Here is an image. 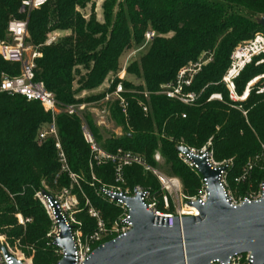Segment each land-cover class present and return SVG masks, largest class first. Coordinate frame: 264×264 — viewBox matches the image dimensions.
<instances>
[{"label": "trees", "instance_id": "1", "mask_svg": "<svg viewBox=\"0 0 264 264\" xmlns=\"http://www.w3.org/2000/svg\"><path fill=\"white\" fill-rule=\"evenodd\" d=\"M20 1L0 0V38L10 17H24L19 12ZM90 1L46 0L29 11L27 41L40 52L34 60V79L41 80L60 103L99 98L101 94L76 98L72 88L76 75L78 89L94 88L108 72L118 69L119 56L139 44L146 29L161 35L170 33L154 36L138 62L126 67L144 80L149 92L148 113L137 104V100L145 102L138 91L141 86L137 85L132 92L123 93L128 102L126 119L115 104L110 109L111 119L123 130L121 135L103 136L85 114L87 125L107 152L127 150L156 166L153 154L157 151L162 159L161 168L180 179L187 195L196 193L199 175L177 157V147L199 148L210 139L215 159L232 157V165L227 169L231 183L246 158L259 152L260 145L264 146V91L256 94L253 86L244 100L235 102L245 110L243 115L229 106L233 101L220 78L232 48L255 31H264L255 21V17L264 16V0H102L101 20L96 19L92 8L86 17L79 11ZM50 31L68 33L46 45L44 40ZM201 52L210 54L211 60L201 65L184 87L198 94L194 104L185 105L155 93L160 84L174 79L179 67L195 61ZM17 71V63L0 57V76H11ZM263 72L264 61L246 64L233 79L235 93L240 95L246 82ZM117 81L114 78L112 87ZM123 85L131 87L128 82ZM213 92L220 93V100H206ZM48 120V112L37 101L0 93V234L9 245L17 239L23 251L25 246L31 247L32 264H53L57 259L52 252L55 247L47 244L45 238L48 218L33 193L41 181L50 190L68 184L66 177L58 173L60 164L53 141L47 138L37 142L35 138L39 125ZM55 123L68 169L85 179L80 182L84 195L109 225L120 210L108 202L99 187L114 184L113 165L93 164L91 171L96 182L91 185L89 147L82 137L79 118L60 112L55 115ZM258 164L251 176L252 183L264 174V160ZM121 182L122 188L129 190L135 185L158 189L156 179L136 164L122 168ZM16 213L31 218L24 229L16 223ZM75 217L81 223L82 233L94 229L93 219L83 210Z\"/></svg>", "mask_w": 264, "mask_h": 264}, {"label": "built area", "instance_id": "2", "mask_svg": "<svg viewBox=\"0 0 264 264\" xmlns=\"http://www.w3.org/2000/svg\"><path fill=\"white\" fill-rule=\"evenodd\" d=\"M46 0H21L19 5V12L24 13L23 18L10 17L6 22L5 34L0 38V57L10 63L18 64V71L14 75L1 74L0 76V93H5L8 95H20L26 101H37L41 108L50 113L51 120L46 124L44 129L38 130L36 134V139L38 141L44 140L47 135L55 134V123L53 120L54 111L58 107L64 106L67 113L71 114L74 109L71 105H62L54 96V94L45 88L41 80L34 79V60L40 56V52L37 47H32L27 41V16L31 9L38 8ZM145 42L154 36L152 30H146L144 32ZM53 36L47 39L44 44L50 43L53 40ZM259 56L254 59V57ZM228 65L225 68L221 81L227 88L229 92V97L234 96V77L241 71V69L249 63L259 64L264 61V31H255L248 39L236 44L229 53ZM191 75L189 74V68L186 66H181L177 69L174 79L172 81L163 83L160 85V89L156 93L164 95L166 98L176 100L185 105H192L197 93L193 91L184 90L185 86H188L191 81ZM264 79V72L255 75L250 78L245 86L244 90L240 96L241 99L245 98L249 90L254 86L255 83ZM264 91V83L257 87V92ZM122 92L121 83L117 82L113 88V94L119 99L120 93ZM215 95H210L206 100H210ZM141 110L145 113L146 106L139 102ZM125 111V107H122ZM182 116H184L182 114ZM82 135L84 141L88 144V147L92 150H98L96 143L92 139L88 129L82 126ZM55 146H58L55 143ZM183 146V145H180ZM186 147L187 151L177 150V157L188 166L190 169L195 170V163L192 161L190 155L204 156L206 163L210 168H218V184L222 188L225 194V200L230 205H238L242 202L256 201L261 198L264 192V181L259 184V188L254 194H245L242 197H233L225 188V174L226 170L230 165V161L217 162L212 157V151L210 148V142L202 146L199 149H194L192 147ZM58 160L63 158L62 153H57ZM98 158L99 155H96ZM155 160L159 158L157 154L154 155ZM99 161L107 160L113 165L114 177L117 180H122V168L126 165L136 164L142 167L143 170H149L155 176L159 182V189L165 190L167 192H172L175 195L176 205L173 210H167V199L165 196L162 197V206L165 208L161 209L158 207V201L155 198L154 192L148 188L134 186L132 190L127 188L122 189L119 186L113 187H99V192L106 197L108 202L113 203L120 209V214L117 217L114 226L110 229H106L104 223L100 219H96V225L93 231L82 236L78 230L75 229L72 224V219L65 215V211L68 208L66 204L61 202V196L50 193L49 191L39 189L33 193V196L42 206L46 216L50 220L52 227L47 232L46 236L49 238V242L54 245L53 240L58 237V226L56 220V212H59L64 223L71 225V238L73 241V264H82L83 261L88 257L91 250L98 244L112 239L114 237L125 234L131 227V222L129 221L128 209L124 202L120 198H115L114 195L119 196H133L134 193H138L142 203L145 205L146 210L155 216L162 217L164 223L167 226L172 224L173 219L176 217L179 219L183 215H196V209L189 205V202L198 201L202 203L206 199V182L203 177L199 174V190L197 194L193 196H184L180 191V184L177 178L166 176L158 170L148 166L144 159L135 153L130 151H119L117 153H101ZM63 166H61L62 168ZM245 175L241 174L236 178L237 181H243ZM88 213L91 216H95L96 213L89 210ZM16 221L20 225L30 221V218L23 217L20 214L16 215ZM56 247V252L58 259L55 264H58L60 257L64 255L63 249ZM252 258L249 253H234L227 258L226 261L219 259H213L208 262V264H249ZM0 264H24L22 258L14 254L5 240L0 237ZM260 264H264V261Z\"/></svg>", "mask_w": 264, "mask_h": 264}, {"label": "water", "instance_id": "3", "mask_svg": "<svg viewBox=\"0 0 264 264\" xmlns=\"http://www.w3.org/2000/svg\"><path fill=\"white\" fill-rule=\"evenodd\" d=\"M264 28V16L255 17ZM177 150L187 151L178 146ZM198 174L206 182V199L189 202L196 215H183L167 226L162 217L146 210L138 193L114 195L128 209L130 229L123 235L96 245L82 264H208L226 261L234 253H249V264L264 261V192L260 199L230 205L218 184V168H210L205 157L190 155ZM58 237L54 245L63 249L58 264H73L71 225L56 212Z\"/></svg>", "mask_w": 264, "mask_h": 264}, {"label": "rangeland", "instance_id": "4", "mask_svg": "<svg viewBox=\"0 0 264 264\" xmlns=\"http://www.w3.org/2000/svg\"><path fill=\"white\" fill-rule=\"evenodd\" d=\"M101 1L102 0H91L90 2L93 3V5H91V3L89 2V3L86 4V6L84 8H81V9L79 8V11L82 14H84L85 17H86L88 15V13H89V9L92 8L96 19L101 20V8H100ZM146 30H151V29L148 28ZM153 32H154V36H169L170 35V33L161 35V34L155 32V31H153ZM67 33L68 32H66V31H61V32L60 31H50L49 33L46 34V38H45L44 42H46L48 38L53 36L54 39L50 43H54V42H56L58 40L59 36L66 35ZM151 39H149L148 41L145 42L144 35H143V39H142V41L139 44L133 45V46L127 48L126 50H124L122 52V54L119 56V59H118V69L116 71L108 72V74L104 77L103 81L98 86H96L94 88H90V89L89 88L88 89L81 88V89H78L79 84L77 82V75H76V77L74 78V81H73V86H72L73 91H74V96L76 98H83V97H85L87 95L101 94V96L99 98L91 99V100H81V101H78V102H72V103H68V104L61 103L62 105H71L72 106V108L74 109V112H72L71 114L66 112L64 106H60V107L57 108L56 111H54V115H53L54 123H55V115L57 113H60V112L66 113L67 115H74L77 118H79L81 133H82V129H81L82 126H85L88 129L92 139L96 143V146H97L98 150H92V149L89 148V156H88V167H89V170H90L89 181H90L91 185H93V183L96 182L94 174L91 171L92 165L93 164L94 165H103V164H106V163H110L107 160H103V161H99L98 160V159H100V154L102 152L103 153H110V152H107L95 140L93 134L91 133V131H90L88 125H87L86 118H85L84 115L86 114V115H88L91 118L94 126L98 129V131L103 136H109L111 134H113V135H121L123 130H122L120 125H115L114 121L111 119V117H110V109H111V106L113 104H115L118 107L120 113L126 119V108H127L128 102H127V99H125V96L123 95V93L132 92L133 89H135L134 86H137V85L141 86V89L138 90V91L142 94L143 98L145 99V102L142 101V103L146 106L145 113H148V111H149V105H148V94H149V92H148V90L145 87L144 80L140 76L136 75L135 73L127 71L126 67L128 66L129 63H131L133 61L138 62L140 56L144 52H146V50L148 49V46L150 44V40ZM29 44L32 47H35L31 43H29ZM48 44L49 43H47L46 45H48ZM210 60H211V55L210 54H207L206 52H201L200 55L196 58L195 61L187 62L186 64H184L182 66H186V67L189 68V74H192L191 75V79H192L193 75L200 69V66L201 65H205ZM114 78H117L118 79L117 82L121 83V86H122V92L120 93L121 99H119L116 95L113 94V88H114L115 85L112 87V83H113ZM123 82H128L131 85V87H127V88L124 87ZM220 82L223 84V82L221 81V78H220ZM262 83H263V81L261 80V81H258L257 83L254 84V86H256V87H254L255 88L254 89V93H256V94L257 93H261V92H257V87L259 85H261ZM162 84H160V85H162ZM224 87H225V85H224ZM159 89H160V86H159ZM225 89L227 90L226 87H225ZM242 92H241V94H242ZM234 93H235V90H234ZM156 94H158V93H156ZM211 94L216 96V97L214 96L215 98H212V99L220 100L221 96H220L219 92H213ZM211 94H209V96ZM241 94L237 95L235 93L234 96L232 98H230L229 97V92L227 90L228 98L233 101V103L229 104V106L231 108L240 110L242 112V114L244 115L245 114V110H243L242 107L239 104H235L236 101H242V100L245 99V98H243V99L240 98ZM139 102L140 101L137 100V104L138 105H139ZM122 107H125V111L122 110ZM48 114H49V120L44 122V123H42L41 125H39V127H38V129L36 131V134H37L38 130L44 129L46 124L51 120V115H50V113H48ZM126 128L128 129L127 126H126ZM82 137H83V135H82ZM35 138H36V136H35ZM47 138H49V139H51L53 141L54 148L56 149V157H57V153L58 152L62 153V155H63V158L61 160H58V157H57V161L60 164L58 173H61V174H63L66 177V179L68 180V184H67V186H61V187L54 188L53 190H50L48 188V185L45 184V182L41 181L40 182V187L38 189H36L35 191H38L39 189H42V190L49 191L50 193L55 194V195L62 194V195H60L61 196V202L66 204L67 207H68L66 209V211H65V215L68 218L73 220L72 224L74 225L75 229L78 230V232L82 236H85L88 233H82V231L80 230L81 223L75 217V214H77L80 210H83V213L88 218L93 219L94 228H95V225H96V219H100L104 223L105 228L106 229H110L112 226H114V223H115L117 217L119 216L120 211L113 218V220L109 223V225H106V223L104 222V220L101 217L100 212L97 209H95L94 206H92V204L86 198V196L83 193V190L80 187V182L82 180L85 181V179L82 176H80V175H78V174H76V173H74V172H72V171H70L68 169L65 155H64V153H63V151L61 149V146H60L56 123H55V134L54 135H51V134L47 135L44 138V140L47 139ZM37 142H41V141L37 140ZM207 142H210V139H207L199 148H201L202 146L206 145ZM55 143H57L58 146H55ZM192 148L199 149V148H196V147H192ZM118 150L119 151H127V150H122V149H118ZM115 152L117 153V150ZM155 154H157L159 156V158L157 160H155V158H154ZM96 155H99V157L97 158ZM153 159H154V161L157 164L156 166H151V165L147 164L145 160L144 161H145V163L148 166L158 170L159 172L163 173L164 175L177 178L178 181H179V184H180V191H181L182 195H184V196H193V195H187L186 193L183 192L181 181H180V179L178 177H176L174 175L167 174L161 168L162 159H161V157H160V155H159V153L157 151L154 152ZM213 159L215 161H217V162H226V161L229 162L230 161L231 163H230L229 167L232 165V157L222 158V159H215L213 157ZM262 160H264V146L260 145L259 152L248 156L246 158L245 162L238 168V171L232 177V180H231L232 184L228 180V173H227V170H226V174H225V188L228 191V193L231 194L233 197H242L245 194H254L257 191V189L259 188V184L262 181H264V174H263V176H261L258 179H256V181L254 183H252L251 176L254 173V169H256V167H258V165H259L258 163L262 162ZM61 166H63V167L61 168ZM146 171H148L155 178V176L152 174L151 171H149V170H146ZM241 174L245 175L244 180L243 181H237L236 178L239 177ZM156 181H157V179H156ZM157 183H158V189L157 190L152 191L149 187H144V188H148L152 192H154L155 198L158 201V207L159 208H161V209L165 208L164 206H162V202H161L162 197L165 196L166 199H167V207H166V209L167 210H173L175 205H176L175 195L172 192H167L165 190H160L159 189V182L157 181ZM121 184H122V182L120 180L115 179V177H114V184L110 185V187L119 186V187L122 188ZM135 186L142 187L140 185H135ZM124 188H127V187H124ZM124 188H122V189H124ZM198 190H199V186L197 187L195 194H197ZM89 210L94 211L96 213V215L95 216H91L88 213ZM17 214H20V213H16V215ZM16 215H15V217H16ZM28 218H30V217H28ZM30 220H31V218H30ZM48 222H49L48 223V229H47V231L45 233V238L47 240V244H51L49 242V238L46 236L47 232L52 227V224H51L49 219H48ZM16 223H17V221H16ZM18 225L20 227H22V229H24L23 227H24L25 224L24 225L18 224ZM0 237H1V239L5 240L7 242V239H6L5 236L0 234ZM7 244H8V242H7ZM52 246H54V245H52ZM8 247L10 248V250L14 254H16V255H18V256H20L22 258L24 264H32L34 250L31 247L25 246L24 250L26 252L23 251L22 245L20 244V242L17 239L13 240V245H9L8 244ZM52 252H53L54 255L57 256V259H58V255H57V252H56V247L54 249L52 248ZM57 259H56V261H57ZM56 261L53 264H55Z\"/></svg>", "mask_w": 264, "mask_h": 264}]
</instances>
